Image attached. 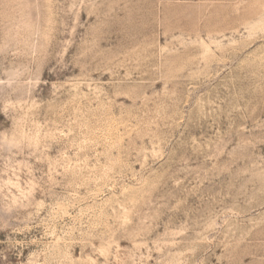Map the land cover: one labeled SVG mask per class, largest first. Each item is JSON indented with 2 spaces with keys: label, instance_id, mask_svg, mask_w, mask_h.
<instances>
[{
  "label": "rangeland",
  "instance_id": "374dc122",
  "mask_svg": "<svg viewBox=\"0 0 264 264\" xmlns=\"http://www.w3.org/2000/svg\"><path fill=\"white\" fill-rule=\"evenodd\" d=\"M0 264H264V0H0Z\"/></svg>",
  "mask_w": 264,
  "mask_h": 264
}]
</instances>
